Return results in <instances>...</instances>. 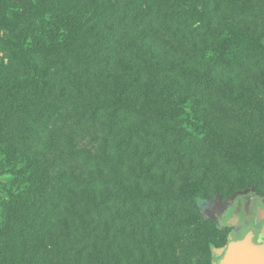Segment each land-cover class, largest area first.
<instances>
[{"label": "trees", "instance_id": "trees-1", "mask_svg": "<svg viewBox=\"0 0 264 264\" xmlns=\"http://www.w3.org/2000/svg\"><path fill=\"white\" fill-rule=\"evenodd\" d=\"M37 1L33 10L32 0H0L6 27L21 18L16 7L28 10L24 17L30 27L47 13L79 16L81 22L73 24L63 42L43 43L33 51L21 47L17 58L25 57L11 61L12 69L16 75L33 72L30 83L0 84V151L8 163L11 157L15 162L25 158L34 169L29 174L32 195L21 208L29 204L35 209H23L26 215L17 228L12 221L5 227L4 244L15 251L14 264L101 261L103 246L115 250L103 245L104 236L134 229L131 208L146 214L157 202L155 216L170 220L179 211L168 208L175 198L183 206L208 198L200 184L190 196L186 185L173 195L174 179L167 184L166 168L145 170L143 163L156 152L162 121H190L179 111L190 97L198 110L197 122L190 124L204 135L177 123L162 135L175 148L171 155H177L173 160L178 159L181 172L189 164L207 169L226 163L244 170L254 158L264 163V44L258 47L259 61L252 63L244 61L237 41L236 52L225 45L233 38H224L229 23L223 21L229 15H222V9L229 13L231 0ZM236 26L240 31L238 22H231L229 30ZM226 47L233 54L230 61ZM233 120L241 128L223 124ZM133 158L131 169L138 178L127 171ZM119 210L123 214L114 213ZM40 214L45 233L24 227V221L34 222ZM111 217L126 223L110 228ZM179 221L172 219L171 225L185 228L190 224L183 222H193ZM19 230L18 242H11ZM1 255L2 264H10L7 250Z\"/></svg>", "mask_w": 264, "mask_h": 264}, {"label": "rangeland", "instance_id": "rangeland-1", "mask_svg": "<svg viewBox=\"0 0 264 264\" xmlns=\"http://www.w3.org/2000/svg\"><path fill=\"white\" fill-rule=\"evenodd\" d=\"M32 1L35 5V7L32 8L34 10L40 3H38L37 0ZM229 4L231 6L229 13L226 12L225 7L222 9V15H229L228 17L226 16V19L223 21V23H229L225 30L227 34L224 38L227 39L232 37L233 39L225 42V45L229 47L234 46L237 41V44H241L243 47L244 61H250L249 63L259 61L260 50H258V47L259 44H264V0H231ZM209 5L211 8L215 7L213 3ZM93 9H96V7H93ZM15 11V14H19L20 12L21 18H17L14 22L8 24L7 27L6 22L0 16V84L4 85L13 83L21 84L28 81L30 83L35 77L33 72L16 75L15 71L12 69L15 63L11 61H21L25 57V55L22 54L19 60L17 58V54L21 50V47L29 51L32 49L31 51H33L44 46L43 43L51 45L63 42V40L69 38L68 35L70 33H73L75 28L73 24L81 22L79 16L76 17L75 20L67 14L47 13L45 16L41 17L39 22L36 21L37 23L35 22L32 27H30V24H27L30 19L27 21L24 17L28 10L23 7H16ZM201 11H208L209 13V10L203 9V7ZM87 21L88 20H84L83 22ZM231 22H238V26L241 27V30L239 31L236 26L230 31L229 25H231ZM39 25H42V28H40ZM237 32L241 34V36H235ZM24 48H22V50ZM233 48L234 52H236L235 46ZM224 49L229 51L226 59L229 61L232 60V51H230L228 47ZM24 52L25 51H22V53ZM24 96L25 91H22L20 98ZM195 102L196 100L194 97H190L179 106V111L185 112L190 121H183L181 118H175L176 120H172L171 122L162 121L159 125L158 138L154 145V148L156 146V152L154 155L153 153L149 155L143 162L145 170H148L151 166H153L154 171L160 168H166L169 177L166 179L168 180L167 184L170 183L169 179L171 177L174 179V183H171L172 188L170 190L173 192V195L185 191L183 190V186L185 185L189 188V196L191 192L190 189L197 188L195 187L196 184H200L205 190L209 191L208 198H196L192 202L188 200V203L186 205L184 204V206L179 198H175L177 201H174L173 204L168 207L169 211L170 208L172 209L174 207L179 209L178 212L175 211V213L172 214V219L179 221L181 218V221L187 220V222H190L189 220L192 219L193 224L183 222L186 226L190 224L185 227V229L183 227L171 225L172 219L165 220L161 217L157 218L155 216V213L159 211V204L157 202L151 211L145 210L146 214H137L135 209L131 208L132 220L136 224L134 229L130 231V233H125L122 229L117 234L112 233L108 238L104 236L105 241L103 245H108L110 248L115 246L113 252H115L116 258L113 259L114 253L111 249L107 250L103 246L104 250H101L103 259L97 261L96 258H92L90 259L92 264H210L213 255L220 251V248H222L227 241L230 232L226 229V223L228 222L227 215L230 213V211L228 213V210L234 205L236 197L247 190L246 188L248 187H243V185L252 183L253 186L249 188L252 191L256 190L262 193L264 196V163L261 161L254 162L256 160L255 158L253 161H250L249 166L244 170L226 163L225 165L220 164V166L218 164H216V166L209 164L211 167L207 169L206 166L190 168L189 164L184 172H181L178 159L173 160L174 154L171 155L175 148L169 146L168 143H164L162 135L163 132L169 134L172 125H176L175 123L181 124L185 126V128L189 126L190 131L200 134L201 136L204 135V132L196 128L195 125L191 126V124L193 125L192 122H197L198 120L196 113L198 110L196 109ZM20 105H23V103ZM223 124H236L234 127L241 128L240 123H236L235 120L226 121L223 122ZM164 125L167 126L164 127ZM168 126L171 127L169 128ZM167 137L170 139V136ZM174 157H177V155L175 154ZM133 160L134 158L131 162L127 161L129 164L127 171L130 174H134L132 178H138L135 176L137 172L133 173L135 169L133 171L131 169L133 167ZM25 163V158H21L20 161L16 160L15 162L13 157H11L8 163L4 154L0 151V264L3 263L4 258L1 254H4L6 250L9 263L14 264V262L17 261V259H13L14 256H12L15 251L11 247L7 248V245L4 244L5 234L9 232L5 231L6 225L12 221V226L14 225V227L17 228L21 218L26 215L25 212H23L22 215L23 209L25 207L35 209L29 204L21 208L22 204L27 203L25 198L32 195L30 193L32 191H30L29 188L32 177L29 174L32 171L34 173V169L31 168L29 170V166ZM180 172L182 175L181 177H179ZM249 173L251 174L248 175ZM179 180H182L181 182L183 183L179 182ZM33 185L35 184L33 183ZM37 203L39 206H42L40 202L37 201ZM116 212L123 214L124 211L119 210L114 213ZM143 215H145V217H142ZM39 216V219H35L34 222L32 219L24 221V227L27 229L31 227L40 228L37 232L45 233L47 229L45 219H43L42 214ZM119 220L120 219L111 217L109 221L114 224L108 223L107 225L110 228H115V224L126 223L125 221L119 222ZM128 222L130 223L131 221ZM73 224L74 222L72 225ZM19 236L20 230L19 232L16 231L13 233V235L11 234V242H18ZM30 236L32 239L38 238L32 233H30ZM30 264H38V259L31 261Z\"/></svg>", "mask_w": 264, "mask_h": 264}, {"label": "flooded vegetation", "instance_id": "flooded-vegetation-1", "mask_svg": "<svg viewBox=\"0 0 264 264\" xmlns=\"http://www.w3.org/2000/svg\"><path fill=\"white\" fill-rule=\"evenodd\" d=\"M246 189L236 197L234 205L228 210V213L229 211L230 213L227 215L226 229L230 232L225 245L213 255L210 264H220L223 258L221 253L228 244L240 242L249 234L253 236V242L256 245L264 244V220L259 221L255 218L259 207L262 205L264 208V196L256 190L252 191L249 187Z\"/></svg>", "mask_w": 264, "mask_h": 264}, {"label": "water", "instance_id": "water-1", "mask_svg": "<svg viewBox=\"0 0 264 264\" xmlns=\"http://www.w3.org/2000/svg\"><path fill=\"white\" fill-rule=\"evenodd\" d=\"M257 216V217H256ZM257 220H264V208L261 205L255 215ZM253 236L247 235L240 242H231L221 253L220 264H264V244L256 245Z\"/></svg>", "mask_w": 264, "mask_h": 264}]
</instances>
